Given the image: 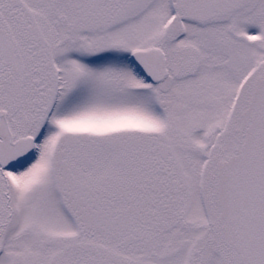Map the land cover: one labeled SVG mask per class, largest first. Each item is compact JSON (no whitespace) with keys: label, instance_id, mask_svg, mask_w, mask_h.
<instances>
[{"label":"snow or ice","instance_id":"6c2138e0","mask_svg":"<svg viewBox=\"0 0 264 264\" xmlns=\"http://www.w3.org/2000/svg\"><path fill=\"white\" fill-rule=\"evenodd\" d=\"M0 264H264V0H0Z\"/></svg>","mask_w":264,"mask_h":264}]
</instances>
